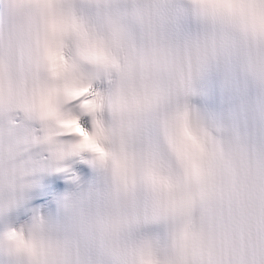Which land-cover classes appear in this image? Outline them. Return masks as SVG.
<instances>
[{
    "label": "snow or ice",
    "instance_id": "snow-or-ice-1",
    "mask_svg": "<svg viewBox=\"0 0 264 264\" xmlns=\"http://www.w3.org/2000/svg\"><path fill=\"white\" fill-rule=\"evenodd\" d=\"M193 8L264 32V0H193ZM42 11L57 23L31 56L18 58L12 42L0 55V264H78L83 238L57 236L42 208L53 209L60 180L76 185L77 172L88 175L85 165L108 177L115 201L107 230L118 255L107 264H264V162L242 168L207 138L194 144L179 111L161 119L172 164L135 150L138 128L179 91L190 66L156 44L134 43L118 13L97 25L73 4ZM130 15L153 27L150 14ZM41 173L57 174L38 185ZM59 204L75 210L71 194Z\"/></svg>",
    "mask_w": 264,
    "mask_h": 264
},
{
    "label": "clouds",
    "instance_id": "clouds-1",
    "mask_svg": "<svg viewBox=\"0 0 264 264\" xmlns=\"http://www.w3.org/2000/svg\"><path fill=\"white\" fill-rule=\"evenodd\" d=\"M219 2L245 5L259 4L261 0H219ZM0 4L3 5L6 18L3 27L0 28V55H7L8 45L12 42L15 45L17 57L27 58L31 56L37 41L47 34L50 25L57 23L52 16L42 11L43 6L72 3L70 0H0ZM213 18L228 25L231 33L213 45L212 54L218 57L226 55L233 57L254 92L251 99L245 100L244 103L264 117V32L247 28L226 17ZM232 36L235 37L234 43L231 42ZM41 55H44L43 47H41ZM47 55L49 63L54 67L61 63L59 52L54 47L48 50ZM70 92L74 98L82 94V90L76 88H70ZM42 104L44 109L51 114L48 98H45ZM72 126L74 127L75 124L73 123ZM188 135L194 144H200L203 138H207L192 125ZM222 145L225 156L236 160L242 168H251L258 162H264V152L247 143L239 133L226 137Z\"/></svg>",
    "mask_w": 264,
    "mask_h": 264
}]
</instances>
